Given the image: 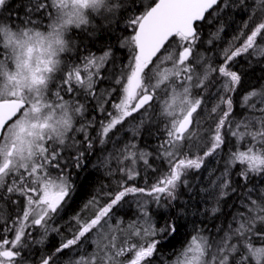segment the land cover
Masks as SVG:
<instances>
[{
    "label": "snow or ice",
    "instance_id": "6c2138e0",
    "mask_svg": "<svg viewBox=\"0 0 264 264\" xmlns=\"http://www.w3.org/2000/svg\"><path fill=\"white\" fill-rule=\"evenodd\" d=\"M8 2L0 0V11L7 10ZM254 4L251 10L245 0H28L18 6L24 18L17 29L23 35L24 29H33L27 25L40 13L51 19L50 36L61 48L62 30L83 26L85 40L99 52L84 44L79 62L60 63L47 84L34 75L27 87L36 89V95L29 98L18 92L22 74L7 70L8 56L0 60V79L5 82L0 90V264H153L160 248L187 227L181 222L191 212L181 201V188L191 193L189 175L199 181L195 174L201 169L207 183L197 194L205 204L214 202L203 212L216 217L219 202L229 196L237 211L225 225L213 226L215 234L194 228L184 246L162 264H264V84L250 85L238 60L250 57L249 68L253 59L264 61V0ZM236 7L248 11V17L212 60L200 49L207 44L213 46L207 51H215L214 42L225 31L222 14ZM94 14L109 26L88 31ZM213 24L215 31L203 39L204 26ZM0 32V48L7 50L11 33ZM121 50L127 52L124 61L117 59ZM15 68L21 69L19 57ZM61 72L53 102L47 95L49 85ZM102 82L109 86L98 87ZM61 87L71 101L60 94ZM41 89L46 92L43 98ZM81 93L83 102L75 99ZM89 100L99 120L85 118ZM153 102L159 104L163 122L156 132L147 117ZM237 104L244 110L240 118ZM40 107L47 109V117L36 135L30 129L37 124L21 117ZM136 113L141 118L129 127ZM77 116L81 123L74 128ZM89 129H95V135ZM142 131H162L152 151L140 147ZM121 132L131 138L122 139ZM76 133L82 134L80 140ZM25 135L34 136L35 143L17 152ZM228 144L233 147L216 174L205 161L211 157L219 163ZM95 152L101 154L96 166L115 182L102 185L62 232L56 221L75 191L71 169L83 168ZM157 161L163 164L158 167ZM130 202L137 214L125 219L119 213ZM150 204L158 209L155 215ZM52 233L61 236L58 246L33 262V247L44 245Z\"/></svg>",
    "mask_w": 264,
    "mask_h": 264
},
{
    "label": "trees",
    "instance_id": "16d2710c",
    "mask_svg": "<svg viewBox=\"0 0 264 264\" xmlns=\"http://www.w3.org/2000/svg\"><path fill=\"white\" fill-rule=\"evenodd\" d=\"M28 0H9L7 10L0 11V22L10 24L11 26L15 25L18 28L21 26V19L24 18L23 14V8L18 7L22 3H27ZM245 4L247 6L248 10H251L255 4L254 0H245ZM50 12L54 13V9L49 8ZM223 22L225 24V31L222 33V37L219 41H215V51H207V49L213 47L211 45L205 44L203 48L200 50L202 52H205L206 56L210 57L212 60L216 59V53L220 50L221 47L225 46L228 41H230L231 37L237 32L238 28L243 24V22L248 17V11H246L242 7H236L234 10L229 11L225 14H222ZM104 20V19H103ZM97 21L95 24L97 25V29H101L104 27H108L107 21ZM50 18L46 16H42L40 13H36L33 18L32 22L28 24V27H31L33 29H40L44 30L47 28V24L49 23ZM104 22V24H102ZM205 31L202 34L203 39L209 38V32L215 31L214 24L213 25H206ZM91 28V27H90ZM89 30L91 31V29ZM71 35V50L64 53L62 55V67L73 65L79 62L80 57L85 54L86 49L84 48V44L88 45V48L91 49L93 52H99V47L97 45H94L91 40H85L86 33L83 31H74ZM3 48H0V55H3L2 52ZM118 61H124L127 52L126 50H121L117 54ZM250 57H240L239 60V66H242L248 73L247 79L250 82V85L259 87L261 84H264V80L259 79L260 77H264V70H262V64H264V61H257L255 59L252 60V68H249L246 60ZM55 77H57V81L60 83L62 79V72L55 74ZM54 77V78H55ZM53 82H51L50 85H52ZM109 85L107 83L102 82L100 86L98 87H105L107 88ZM61 95L64 97L65 100L69 101L67 97L69 95L66 94V92L63 91L62 88ZM82 94V93H81ZM81 102H83V97ZM238 99V97H237ZM94 102L89 100L88 102V112L85 114V118L90 119L92 116L96 115V119L99 120V115L95 113L91 107V105ZM155 104V102L153 103ZM155 118V119H153ZM132 120V118H130ZM148 120L153 127V131L156 132L157 129L162 128V120L159 117V110L158 112H153L148 116ZM136 121L132 120V124L129 125V127H134ZM95 135V134H94ZM121 138L122 139H130L131 135L129 132H121ZM81 137V136H80ZM162 138L163 133L158 132L157 135H147L143 131L141 132V135L139 137L140 147L145 148L148 151H152L156 147L157 138ZM231 144L227 145L224 150L222 151L221 155L217 158L219 160V163H216L213 161L212 158H208L206 160L207 164L206 167L208 168H214L216 169V172L219 173V170L221 166L224 164V161L226 159V153L228 154V151ZM241 148L243 149L242 145ZM108 150H111V146H108ZM101 154L98 152H95L89 160L85 162V166L79 170L71 169V180L75 185V191L72 194L71 199L68 201L66 206L64 207V211L61 213V217L58 220V223L61 225L63 223H66L69 221V219L75 215L76 212L80 210V208L83 206V204L89 200L93 195L97 193L98 190L101 189L102 185H109L110 182L113 184L112 178L108 177L106 175V169L96 166L98 157ZM226 156V157H225ZM158 162V163H157ZM156 164L159 167L163 164L162 161H157ZM239 166V165H238ZM240 167V166H239ZM143 168V165L141 166ZM236 169H234L235 171ZM195 175L199 176V181H196L193 179V174L189 175L190 183L194 185L192 192L189 193L184 188H181V201L187 202L191 214L186 217L184 221L181 223H184L187 225V227L181 228L180 232L181 235L177 236L175 239H171L170 243H165L160 248V257L159 258H153V264H162L163 261L170 260L176 252H178L183 246L185 241L188 239V236L190 234H194L193 229L194 228H203L206 230V234H215V230L213 228L214 225H225L226 222L231 221V214L235 213L237 211V204L234 201L233 196H229L227 200H222L219 202V206L221 211L217 213L216 217H212L207 213L203 212L204 207L211 208L214 206L213 201H208L206 204L202 202L201 195H198V189L201 186V184H204L206 186V176L207 173L204 171V169L200 170V173H196ZM148 179L151 182L152 180V173L148 172ZM239 178H237L238 180ZM137 183L141 184L143 186V182L138 180ZM150 209L153 211L154 215L158 209L155 208L154 205ZM12 209L8 208V212L11 213ZM137 214V209H134V207H131L129 209H121L119 215H123L125 219H131ZM156 219L159 221V217L157 216ZM203 221V222H202ZM207 229H212V233H207ZM34 236V235H33ZM35 237V236H34ZM61 237L58 234H52L47 242L44 245H35L32 249V255L31 259L33 262L39 259V254L41 252L43 253H50L56 246H58L60 242ZM255 241V238H254ZM258 243V241H257ZM69 253H65L61 259H67Z\"/></svg>",
    "mask_w": 264,
    "mask_h": 264
},
{
    "label": "clouds",
    "instance_id": "9594fccd",
    "mask_svg": "<svg viewBox=\"0 0 264 264\" xmlns=\"http://www.w3.org/2000/svg\"><path fill=\"white\" fill-rule=\"evenodd\" d=\"M70 27L71 25L66 26L59 36L60 41H62L61 48L50 36L51 27L48 30L24 29L23 31L27 32V35H23L19 29L0 22V29L11 33L12 38L8 51L13 54L14 63H16V58L19 57L21 69L17 70L15 68L14 72L19 71L22 74L24 78L22 84L25 87L31 83L34 75L37 79L43 78V84L49 83L51 73L57 71L59 64L62 63V55L70 50L71 42L68 39ZM3 35L4 32H0V36ZM50 42L52 44L51 50L48 48ZM46 69H51V72ZM40 87H43V85H40Z\"/></svg>",
    "mask_w": 264,
    "mask_h": 264
},
{
    "label": "rangeland",
    "instance_id": "374dc122",
    "mask_svg": "<svg viewBox=\"0 0 264 264\" xmlns=\"http://www.w3.org/2000/svg\"><path fill=\"white\" fill-rule=\"evenodd\" d=\"M54 11H55V10H54ZM89 19H90V24H89V26H87V28H88V31H90L89 28L91 27L90 29H91V31H92L93 29H97V25H96L95 23H96L97 21H101V19L103 20V17L94 14V15L90 16ZM103 21L105 22V20H103ZM50 22H51V19H50L49 23L47 24V28H45L44 30H48ZM104 22H103L102 24H104ZM74 31H83V32H85L83 26L81 27V29H77V28H75L74 26H71L70 29H69V32H68V39L70 40V42H71V38H72L71 36H73V35H71V34H72ZM71 44H72V43H70V50L72 49V48H71ZM2 52H3V55H0V60L4 59L6 56H8V59L5 61V67H6L7 70L10 71V72L14 71V69H15V63H14V61H13V54H12V53H9L8 49H7V50H4V49H3ZM54 77H55V76H54ZM51 82H53V84H52V85H49V89H48V93H47V95L49 96V99H50L51 101L55 102V100H56L55 92L58 90V89H57V85L60 84V83L57 81V77L53 78V80H52ZM51 82H50V84H51ZM4 83H5V82H4L2 79H0V90H3V89H4ZM59 90H60V94H61V93H62V91H61V90H62V87H61ZM18 92H19L20 94L25 95L26 98H29L30 95H31V96H35V95H36V89H34V88H33V89H29L28 87H25L24 84H22V85L18 88ZM66 94H67V93H66ZM193 94H196V93H195V90H194V93H193ZM39 95L43 98V97L46 96V92H45L43 89H41ZM67 95H69V97H67V98L69 99V101H71V100L73 99V97H72L70 94H67ZM81 97H82V94L76 96L75 99H77V100L82 99ZM66 101H67V100H66ZM38 107H39V105H38ZM159 107H160L159 104L155 102L154 106L149 110V112H148V114H147V117H148L151 113H153V112H158ZM243 112H244V110L241 109V108L239 107V105L237 104V107H236V114H237L238 118H240V115H239V114H241V113H243ZM97 115H98V114H97ZM95 116H96V115H95ZM46 117H47V109H46V108H42V107H40V108H39V111H36V112H32V111H30V112H29V115H28L27 117H21V119H22V120H27V121H29L30 124H31V123H35V124H37V127H36L35 129H30V131H32V132L35 133L36 135H39V133H40V131H41L39 125H42V124H44V123L46 122ZM135 117H136V119H133V118H132L133 121H136V120H138L139 118H141V114H138V115L135 116ZM97 120H98V118H97ZM80 123H81V118L78 117V116H77V117H74V128H75V127H78ZM43 131H44V132H47L48 129L45 128V129H43ZM89 132H90V135H94V134H95V129H89ZM71 135H72V133H69V136H71ZM80 136H81V137H80ZM81 138H82V134H80V133H76V139H77V140H80ZM34 143H35V137H34V136L25 135V137H24V139H23V142H18V143H17V145H16V150H17V152H19V151L21 150V148H26V147H28L29 145L34 144ZM48 143H51V142H48ZM228 145H229V144H228ZM53 146H55V145H53ZM226 146H227V145H226ZM226 146H225V147H226ZM230 147H232V145H231ZM242 147H243V145H242ZM225 149H226V148H225ZM221 153H222V152H221ZM226 156H227V153H226ZM226 156H225V157H226ZM209 158H211V157H209ZM226 158H227V157H226ZM157 163H158V162H157ZM206 164H207V162L205 161V165H206ZM139 166L141 167L142 164L139 165ZM239 166H240V165H239ZM239 166L237 165V169L239 168ZM223 167H224V164L221 166L219 172L223 169ZM233 171H234V170H233ZM216 174H218V172H216ZM113 181H114V180H113ZM114 182H115V181H114ZM114 182H113V184H114ZM107 185H108V184H107ZM68 201H69V200H68ZM67 203H68V202H67ZM131 207H134V209H137V206H136V204H135L134 202H130V203L126 204V205L123 207V209H125V208L129 209V208H131ZM149 207H150V205H149ZM151 207L153 208L152 205H151ZM61 213H62V212H61ZM61 213H60L59 217H57V221H56L57 223H58L59 218L61 217ZM66 225H67V222L61 224V226H62V227H61V231H62V232H63V228H64V226H66ZM52 234H55V233H52ZM52 234H50L49 237H50ZM33 235H34L35 237H37V236H38V233H37V232H34ZM64 235H67V233L65 232ZM59 236H60V235H59ZM49 237H48V238H49ZM60 237H61V236H60ZM86 248L90 250V245H86ZM68 255H69V254H68Z\"/></svg>",
    "mask_w": 264,
    "mask_h": 264
},
{
    "label": "flooded vegetation",
    "instance_id": "af4514ba",
    "mask_svg": "<svg viewBox=\"0 0 264 264\" xmlns=\"http://www.w3.org/2000/svg\"><path fill=\"white\" fill-rule=\"evenodd\" d=\"M153 103H154V102H153ZM141 112H143V110H142ZM138 114H140V113L135 114V116H137Z\"/></svg>",
    "mask_w": 264,
    "mask_h": 264
},
{
    "label": "water",
    "instance_id": "95a60500",
    "mask_svg": "<svg viewBox=\"0 0 264 264\" xmlns=\"http://www.w3.org/2000/svg\"><path fill=\"white\" fill-rule=\"evenodd\" d=\"M142 111V110H141ZM137 114V113H136ZM0 134H2V133H0Z\"/></svg>",
    "mask_w": 264,
    "mask_h": 264
}]
</instances>
